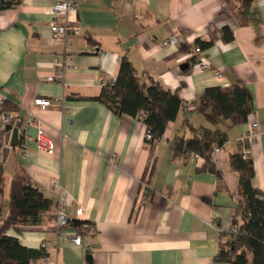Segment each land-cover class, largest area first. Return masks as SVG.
<instances>
[{
	"label": "crops",
	"instance_id": "1",
	"mask_svg": "<svg viewBox=\"0 0 264 264\" xmlns=\"http://www.w3.org/2000/svg\"><path fill=\"white\" fill-rule=\"evenodd\" d=\"M71 1L76 13L69 16L81 34L64 43L50 32L55 0H10L0 11L2 111L21 119L23 143L5 163L0 160L1 215L8 211L15 161L53 202L38 225L6 234L47 258L30 264H225L215 256L236 208L237 176L229 158L242 150L237 139L250 132L253 185L264 193V0ZM224 28L233 32L229 43L221 39ZM171 36L174 42L164 45ZM197 41L211 46L196 54ZM123 55L139 76L148 74L163 89L177 91L188 107L179 110L153 151L138 118L116 116L93 99L103 89L102 78L115 82ZM183 63L187 70L180 69ZM50 76L59 80L48 82ZM233 84L249 92L253 113L237 126L216 125L225 135L216 154L218 178L201 171L200 157H175L170 143L175 136L192 137L185 118L194 128H213L193 104L206 88ZM35 98L55 107L41 110ZM30 115L36 122L27 125ZM39 122L55 144L52 153L36 150ZM59 207L67 216L61 227L55 222ZM76 235L80 245L69 240Z\"/></svg>",
	"mask_w": 264,
	"mask_h": 264
},
{
	"label": "trees",
	"instance_id": "2",
	"mask_svg": "<svg viewBox=\"0 0 264 264\" xmlns=\"http://www.w3.org/2000/svg\"><path fill=\"white\" fill-rule=\"evenodd\" d=\"M10 6V2L0 3V11ZM221 39L226 43L231 42L233 32L224 28ZM195 45L205 50L211 46V42L197 41ZM93 99L119 117L128 115L139 119L142 114V121H139L152 135L151 140L145 138L150 151L162 138L168 124L175 121L179 110L188 108L177 91L163 89L148 74L139 76L125 55L120 58L115 82L103 87L100 95ZM193 105V110L203 115L213 128H194L185 118L184 125L190 129L192 137L175 136L170 143L171 150L175 157L204 159L201 171L220 178L221 174L215 167L217 152L214 149L220 150V142L223 143L225 135L216 125L222 121H229L233 126L245 123L253 113L252 97L240 84L225 88L209 87ZM13 119L17 122L20 118ZM229 166L237 176L236 189L232 194L236 208L225 234L226 241L220 243L215 260L225 264H264V193L253 185V162L250 157L243 158L240 151L230 156ZM4 179L5 173L0 167V264H30L43 258V253L21 246L16 238L8 236L6 232L9 229L18 232L20 226L38 225L43 214L53 207V202L33 185L23 167L15 161L9 184L8 211L3 216L1 197ZM73 223L77 226L83 224L77 221ZM234 227L236 235L231 232Z\"/></svg>",
	"mask_w": 264,
	"mask_h": 264
},
{
	"label": "built area",
	"instance_id": "3",
	"mask_svg": "<svg viewBox=\"0 0 264 264\" xmlns=\"http://www.w3.org/2000/svg\"><path fill=\"white\" fill-rule=\"evenodd\" d=\"M10 0H0V3H9ZM50 15L53 17L51 23H50V32L52 35V38L55 41H62L64 42H71L72 39L76 36H79L81 34L80 28L75 24V21L69 16L71 13H76V4L71 1V0H55L53 6L51 7L49 11ZM173 41V36L169 37L164 41V45H169L172 44ZM194 52L196 54H202V49L199 46H194ZM55 64L59 65V60L57 58L54 59ZM202 67H207V64H201ZM214 76L219 78L220 77V72L214 71ZM48 82H53L56 80H59L55 76H50L47 77L46 79ZM100 84L102 87L108 86L109 82L105 79L102 78L100 81ZM6 101V97L4 94L0 91V128H4L6 125H14L15 120L13 119L12 116L4 113L2 111V107ZM33 104L35 107H39L41 110H45L48 107H55V105L48 99H41V98H35L33 100ZM143 115L140 114L139 119L142 121ZM21 120V119H18ZM27 125L33 124L36 122L34 119L33 115H30L26 120H25ZM252 131L256 130L257 124H252ZM255 134L250 132L248 134H245L243 136H240L237 139V142L239 145L242 147V156L243 158L250 157L251 152H252V144L254 142V137ZM145 138L147 140H151L152 135L149 134L148 132L145 133ZM35 142V147L36 150L42 153H52L55 150V144L50 139L43 131L42 124L39 122L36 125V134L34 138ZM22 143V141H21ZM23 144V143H22ZM215 152H218V148L214 149ZM194 157V156H191ZM53 186L55 189L60 191L61 187L58 181H55L53 183ZM82 209L77 210V215L81 214ZM55 222L57 227H61L66 224L67 222V216L64 212L63 209L59 207V209L56 212L55 216ZM231 232L233 235L237 234V230L234 227L231 229ZM75 244V245H80L82 241V237L80 235L73 236L69 238V240ZM42 247H45L44 244L41 245ZM47 258L44 257L42 259L43 262H46Z\"/></svg>",
	"mask_w": 264,
	"mask_h": 264
},
{
	"label": "water",
	"instance_id": "4",
	"mask_svg": "<svg viewBox=\"0 0 264 264\" xmlns=\"http://www.w3.org/2000/svg\"><path fill=\"white\" fill-rule=\"evenodd\" d=\"M189 68L188 63H183L180 66L181 70H187ZM21 126V120H18L14 125H6L4 128L0 129V160L2 163H5L11 150L15 149L19 145L20 141V132L19 128ZM222 142H220V145ZM90 260L89 251L85 252Z\"/></svg>",
	"mask_w": 264,
	"mask_h": 264
},
{
	"label": "rangeland",
	"instance_id": "5",
	"mask_svg": "<svg viewBox=\"0 0 264 264\" xmlns=\"http://www.w3.org/2000/svg\"><path fill=\"white\" fill-rule=\"evenodd\" d=\"M8 165H9V164H4V165H3V168L6 169V170H8V169H9V166H8ZM0 167H2L1 164H0Z\"/></svg>",
	"mask_w": 264,
	"mask_h": 264
}]
</instances>
